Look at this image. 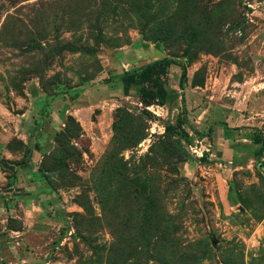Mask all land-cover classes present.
<instances>
[{
  "label": "rangeland",
  "instance_id": "obj_1",
  "mask_svg": "<svg viewBox=\"0 0 264 264\" xmlns=\"http://www.w3.org/2000/svg\"><path fill=\"white\" fill-rule=\"evenodd\" d=\"M163 57V103L123 94ZM263 139L264 0H0V264H264Z\"/></svg>",
  "mask_w": 264,
  "mask_h": 264
},
{
  "label": "trees",
  "instance_id": "obj_2",
  "mask_svg": "<svg viewBox=\"0 0 264 264\" xmlns=\"http://www.w3.org/2000/svg\"><path fill=\"white\" fill-rule=\"evenodd\" d=\"M174 63L175 62L172 59L163 57L161 59L151 61L136 70L122 72L121 75H118V77L122 84L123 94L127 95L132 85H138L139 93L142 96L143 103L145 105L150 104V102L154 100L163 103L165 99V89L160 80L162 75L167 73L168 67ZM126 117V110L120 107L117 108L116 120L113 123L114 134L112 136V145L127 144L126 146H130L135 144L138 140L133 138V141L127 140L126 143L119 140V131H121L122 128H125L128 124ZM165 129V132L170 134L174 130V126L167 125ZM186 136L187 135H185V137ZM254 141L256 144H259V137H257ZM261 143L262 145H260V149L264 148V139Z\"/></svg>",
  "mask_w": 264,
  "mask_h": 264
},
{
  "label": "crops",
  "instance_id": "obj_3",
  "mask_svg": "<svg viewBox=\"0 0 264 264\" xmlns=\"http://www.w3.org/2000/svg\"><path fill=\"white\" fill-rule=\"evenodd\" d=\"M154 53L155 52L153 51V49H151V50L147 49L146 54L148 56H151ZM136 58H138V57L136 56ZM132 59L135 60V58H132ZM205 150H206V152H208L209 149L205 148ZM203 152H204V150L202 152H200L199 156H201ZM4 159H6V158H4ZM27 168L30 169L28 166H27ZM30 174H31V176H30L31 181L34 180L35 178H37V175H35L34 170H32V172ZM44 186H45L44 183L35 182V181L26 182V183H24V185H22V183H21V184H18L17 188L19 189V188L23 187L22 190L17 189V191H16V189L14 187H12L13 189L11 191H9V190L7 191V193H9V194L2 197L4 202H6L7 204L8 203L12 204V202L15 203L16 201H19L20 205L24 209L23 214L21 215L22 224H23L22 230L14 229V228L6 229V231L9 232V234H11V235H22L26 231L28 232V230L31 229L36 224L35 222H37V221H35V220H41L42 212H41V210L37 211L36 209L41 208L42 210H45L49 205V201L52 200L49 193L45 191ZM9 198H12V199L9 201ZM38 206H39V208H38ZM27 213L38 214V217L33 218L34 220L33 219L30 220L26 217ZM17 244H19V242H17ZM25 261L26 260L23 259V260H21V263L20 262H13L12 264H25V263L28 264L27 261L26 262ZM1 264H6V263H1ZM9 264H11V263H9Z\"/></svg>",
  "mask_w": 264,
  "mask_h": 264
}]
</instances>
